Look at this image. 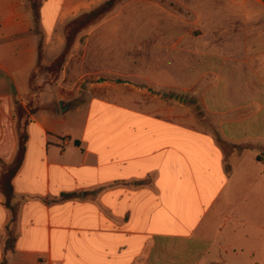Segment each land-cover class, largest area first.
<instances>
[{"label":"crops","instance_id":"0c3cea01","mask_svg":"<svg viewBox=\"0 0 264 264\" xmlns=\"http://www.w3.org/2000/svg\"><path fill=\"white\" fill-rule=\"evenodd\" d=\"M40 1L37 18L31 0H0V71L30 72V89L42 43L59 56L66 26L107 0ZM257 29L251 60L225 77L223 111L210 112L225 148L167 103L141 100L146 90H130L128 105L60 96L58 108L38 90L15 223L0 202V264H264V249L238 247L241 234L264 236V22ZM71 111L86 112L78 132L57 131Z\"/></svg>","mask_w":264,"mask_h":264},{"label":"rangeland","instance_id":"374dc122","mask_svg":"<svg viewBox=\"0 0 264 264\" xmlns=\"http://www.w3.org/2000/svg\"><path fill=\"white\" fill-rule=\"evenodd\" d=\"M263 13L262 0H117L111 12L87 28L77 32L76 26L70 28L72 21L63 56L55 63L59 51H44L32 89L30 72L13 73V79L0 71V95L9 100L0 99V174L18 157L22 135L40 108V88L43 101L53 100L54 108L60 96L77 103L104 97L128 105L130 90H146L141 100L167 103L170 116L208 128L225 148L218 130L223 119L210 112L223 111L225 77H239L242 61L251 60ZM247 35L253 38L248 48L243 44ZM85 115L71 111L69 124L55 121L54 126L77 133ZM0 202L4 205L1 188ZM10 235L14 238L16 230ZM241 237L238 247L264 249V236Z\"/></svg>","mask_w":264,"mask_h":264},{"label":"trees","instance_id":"16d2710c","mask_svg":"<svg viewBox=\"0 0 264 264\" xmlns=\"http://www.w3.org/2000/svg\"><path fill=\"white\" fill-rule=\"evenodd\" d=\"M116 1L117 0H108L101 6L93 9L92 11L88 13L81 15L76 20H73L72 22L73 24L72 23H71L72 25L70 24L71 25L70 28H72V26L74 25L76 26V31L78 32L82 28H85V27L87 28L93 25L94 23L101 20V18L104 17V15L108 14L109 12L112 11V9H114L116 5ZM31 4L34 9L36 17L39 18V7L41 5V1L31 0ZM43 47L44 45L42 43L41 59H40V65L38 69L44 63V55H43L44 48ZM65 50H66V47L64 51ZM64 51L56 58L57 60L55 63H58L60 61L59 57L64 53ZM36 72L33 77H36ZM33 81H34V78L32 80V87H34ZM38 90H41V88ZM27 143H28V132L26 130L24 134L22 135L21 146H20L16 161L7 169V171L4 174H0V188H1L2 194L5 197L4 205L12 214V223H15L18 220V216H19L18 207L14 204L15 189H14L13 181L23 167L26 152H27ZM15 242H16V236L13 238L10 235V237L7 239V242H6V250L7 251L13 250L15 246ZM1 264H7V263L3 262Z\"/></svg>","mask_w":264,"mask_h":264}]
</instances>
